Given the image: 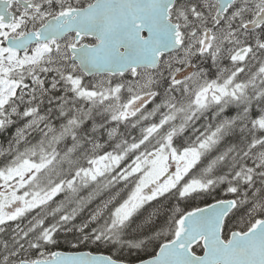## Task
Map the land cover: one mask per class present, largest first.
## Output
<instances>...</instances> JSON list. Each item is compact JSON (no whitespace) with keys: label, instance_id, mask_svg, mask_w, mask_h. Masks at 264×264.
Returning <instances> with one entry per match:
<instances>
[{"label":"snow or ice","instance_id":"6c2138e0","mask_svg":"<svg viewBox=\"0 0 264 264\" xmlns=\"http://www.w3.org/2000/svg\"><path fill=\"white\" fill-rule=\"evenodd\" d=\"M0 264H264V0H0Z\"/></svg>","mask_w":264,"mask_h":264}]
</instances>
